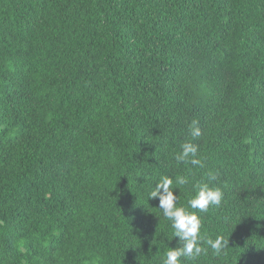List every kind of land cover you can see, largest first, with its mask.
I'll return each instance as SVG.
<instances>
[{
  "label": "trees",
  "instance_id": "16d2710c",
  "mask_svg": "<svg viewBox=\"0 0 264 264\" xmlns=\"http://www.w3.org/2000/svg\"><path fill=\"white\" fill-rule=\"evenodd\" d=\"M189 174L229 247L181 264H264V0H0V264H162Z\"/></svg>",
  "mask_w": 264,
  "mask_h": 264
},
{
  "label": "clouds",
  "instance_id": "9594fccd",
  "mask_svg": "<svg viewBox=\"0 0 264 264\" xmlns=\"http://www.w3.org/2000/svg\"><path fill=\"white\" fill-rule=\"evenodd\" d=\"M189 133L193 140L202 136L197 121L189 125ZM199 151V145L191 140L183 142L180 151L174 155L176 164L183 163L193 168H203L204 160L199 156ZM174 183L178 186L176 189L187 186L195 191V195L188 200V207L178 205L179 196L175 194ZM157 198L158 209L161 210L163 217L171 222L173 238H179L177 246L165 252L162 264H181V258L194 261L202 254H207L209 248L215 256H220L229 247V240L223 236H216L213 239L201 231L202 218L198 215V212L207 213L211 206L221 205L223 192L219 188L196 182L191 174L177 175L175 180L163 176L156 183L155 189L149 192V200Z\"/></svg>",
  "mask_w": 264,
  "mask_h": 264
}]
</instances>
